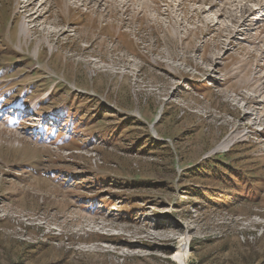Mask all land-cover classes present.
Segmentation results:
<instances>
[{
  "label": "rangeland",
  "instance_id": "1",
  "mask_svg": "<svg viewBox=\"0 0 264 264\" xmlns=\"http://www.w3.org/2000/svg\"><path fill=\"white\" fill-rule=\"evenodd\" d=\"M237 1L0 0V264H264V0Z\"/></svg>",
  "mask_w": 264,
  "mask_h": 264
},
{
  "label": "bare ground",
  "instance_id": "2",
  "mask_svg": "<svg viewBox=\"0 0 264 264\" xmlns=\"http://www.w3.org/2000/svg\"><path fill=\"white\" fill-rule=\"evenodd\" d=\"M218 1H221V0H217V2ZM235 1H237V0H235ZM238 2V1H237ZM234 3V2H233ZM247 3V2H246ZM236 4V3H235ZM215 4H213V6H214ZM258 5V4H257ZM235 6V5H234ZM234 8H236V7H234ZM245 9V7H243V8H241V11H243ZM234 10V9H233ZM219 11H222V10H219ZM243 12H246L247 14H248V16H253V15H255L257 12H258V10L257 9H252V10H248L247 8L243 11ZM232 13V12H231ZM231 15V14H230ZM234 17V16H233ZM228 18V17H227ZM233 22V21H232ZM170 241H172V239L170 240ZM178 261L179 262H181V264H184V261L183 260H181V259H178Z\"/></svg>",
  "mask_w": 264,
  "mask_h": 264
}]
</instances>
